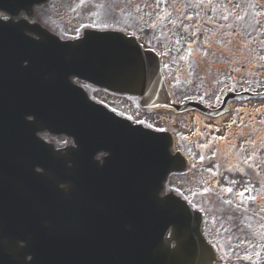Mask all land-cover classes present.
Segmentation results:
<instances>
[{
  "label": "water",
  "instance_id": "water-1",
  "mask_svg": "<svg viewBox=\"0 0 264 264\" xmlns=\"http://www.w3.org/2000/svg\"><path fill=\"white\" fill-rule=\"evenodd\" d=\"M43 1L0 0V8L30 13ZM10 25L0 22V256L9 254L21 264L26 255L38 264H56L59 258L70 264H213L199 215L172 194L159 196L167 173L179 168L168 154V136L119 121L91 103L79 108L73 86L67 87L76 99L70 118L84 123L86 146L77 141L73 153L63 157L70 162L67 168L56 174L54 155L45 145L40 150L52 158L34 156L41 173L25 166L20 174L16 161L7 165L3 141L8 133L10 140L18 138V119L32 115L44 128L60 124L63 98L57 85L67 76L137 94L143 106L162 105L166 98L156 56L133 37L85 30L80 38L60 41L36 24ZM99 150L108 152L101 163L94 159ZM27 189L34 197L23 196L18 204L14 193ZM14 222L29 229L21 236V250L13 243L19 237L7 227Z\"/></svg>",
  "mask_w": 264,
  "mask_h": 264
},
{
  "label": "flooded vegetation",
  "instance_id": "flooded-vegetation-1",
  "mask_svg": "<svg viewBox=\"0 0 264 264\" xmlns=\"http://www.w3.org/2000/svg\"><path fill=\"white\" fill-rule=\"evenodd\" d=\"M83 2L95 7L84 16L96 12L103 23L105 6L126 3L124 28L116 18L100 28L129 31L156 50L174 100L209 114L181 113L188 121L171 131L190 164L169 180L194 199L204 235L223 248L225 264H264V0Z\"/></svg>",
  "mask_w": 264,
  "mask_h": 264
},
{
  "label": "rangeland",
  "instance_id": "rangeland-1",
  "mask_svg": "<svg viewBox=\"0 0 264 264\" xmlns=\"http://www.w3.org/2000/svg\"><path fill=\"white\" fill-rule=\"evenodd\" d=\"M50 1V2H49ZM49 4L46 6L45 4L37 7L34 9L33 17L36 19V22L40 25L45 26L49 30H51L53 33H57V35H60L62 37L71 38L72 36L78 35L81 27L86 26H94V27H100L104 26L105 24H113L111 21H113V18H116V22L118 23V27L124 28L122 25L128 24V5L126 3H123L122 7H117V3H111L105 6V8L108 10L105 12V15L101 17L102 20H109V22H102L96 18L97 13L94 12L91 16L87 15V17L84 16L85 10H88L89 8H93L91 4H88L87 6H83L84 2L81 0H49ZM79 1V2H78ZM78 4L77 6H75ZM156 5L160 4L155 2ZM119 9V13L115 14L116 17H114V12ZM39 10V11H38ZM40 12V13H39ZM51 14L50 15H48ZM110 13V15L108 14ZM121 13V14H120ZM48 15V16H46ZM118 16H121L120 19ZM94 20V21H93ZM121 21V22H119ZM123 22H126L122 24ZM170 29V26L167 28V30ZM161 49L160 47H158ZM173 52V51H172ZM89 95L91 98H93L96 101L103 102L107 105H111V107H117L121 109L124 113L134 115V108L132 104V98H126L123 96H117L113 94H107L104 92L101 88H90L89 89ZM188 126V124H186ZM173 178L170 180L172 181ZM187 199H191L189 196H185ZM194 202V200L192 201Z\"/></svg>",
  "mask_w": 264,
  "mask_h": 264
},
{
  "label": "bare ground",
  "instance_id": "bare-ground-1",
  "mask_svg": "<svg viewBox=\"0 0 264 264\" xmlns=\"http://www.w3.org/2000/svg\"><path fill=\"white\" fill-rule=\"evenodd\" d=\"M65 159V158H64Z\"/></svg>",
  "mask_w": 264,
  "mask_h": 264
}]
</instances>
